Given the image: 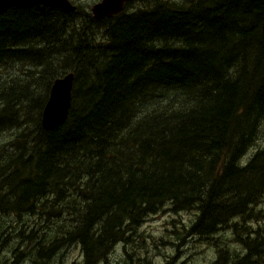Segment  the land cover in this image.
<instances>
[{"label": "trees", "instance_id": "obj_1", "mask_svg": "<svg viewBox=\"0 0 264 264\" xmlns=\"http://www.w3.org/2000/svg\"><path fill=\"white\" fill-rule=\"evenodd\" d=\"M68 71V116L46 129ZM263 118L264 0H130L103 18L0 5V264H63L75 246L72 264H109L118 244L117 264H151L137 229L167 205L191 212L179 241L214 238L210 264H232L222 231L252 251L243 227H262Z\"/></svg>", "mask_w": 264, "mask_h": 264}, {"label": "rangeland", "instance_id": "obj_2", "mask_svg": "<svg viewBox=\"0 0 264 264\" xmlns=\"http://www.w3.org/2000/svg\"><path fill=\"white\" fill-rule=\"evenodd\" d=\"M71 1L79 5L84 10L90 11L91 5L97 0ZM138 5H140V3L136 1L132 3L130 7L134 8ZM98 36H100V34H98L97 37ZM260 127L262 128V133L259 144L262 146L264 145V118L260 124ZM5 134L6 133H2V135H0V139L3 138ZM255 150L256 147H251L243 156L241 162L245 163ZM255 210L258 211L257 217L259 219H253L251 223L254 226H257L260 223L262 227L260 228L250 226L249 230H247L245 226L243 227L242 232H245L248 235L252 234V237L259 236V239L256 241V243H259L260 239L264 242V219H260L261 216H264V190ZM191 216L192 215L190 211L175 212L170 208L169 205L164 206L156 213L147 215L139 225L137 229L138 234L136 236V239L144 238V241H146V245L150 250L146 255H144V253L141 251V258L144 259L142 262L147 263L150 261L151 264H210L214 259H216L218 257V253L216 247L212 243L215 240L214 238H211L210 240H200L198 237L192 236L183 242L178 240L176 235L178 229L176 228L175 230V228L172 227V223H174L175 226L177 225L176 227H179L180 223H186L190 221ZM255 229H258V231L256 232ZM247 234L244 237H247ZM235 237L236 231L233 229H226L225 231H222L219 240L217 238V241L223 246L229 241V245L232 250L231 255L233 258L241 257L244 255V253H246L247 250V246L243 245L241 242H238ZM251 240H247L248 243L252 244ZM252 247L254 248L253 252H260L259 255L252 258V264H264L263 245L254 244ZM122 257V244H118L114 252H112L110 261H108V263L117 264L118 261L122 259ZM81 258L82 253L80 252L79 248L75 246L65 252L63 264H72L74 261H80ZM249 262L250 260H248V263ZM20 264H29V262L24 261Z\"/></svg>", "mask_w": 264, "mask_h": 264}, {"label": "water", "instance_id": "obj_3", "mask_svg": "<svg viewBox=\"0 0 264 264\" xmlns=\"http://www.w3.org/2000/svg\"><path fill=\"white\" fill-rule=\"evenodd\" d=\"M13 1H28L59 7L65 11H74L77 8V4L71 0H0V5ZM128 1L130 0H98L92 4L91 13L95 18L111 16L121 11ZM73 79V71H68L53 80L41 114V124L44 128L57 127L66 120L71 105Z\"/></svg>", "mask_w": 264, "mask_h": 264}, {"label": "flooded vegetation", "instance_id": "obj_4", "mask_svg": "<svg viewBox=\"0 0 264 264\" xmlns=\"http://www.w3.org/2000/svg\"><path fill=\"white\" fill-rule=\"evenodd\" d=\"M98 1V0H97ZM72 2V1H71ZM96 2V1H95ZM72 3H74V2H72ZM75 4V3H74ZM92 6V5H91ZM90 11H91V7H90ZM257 206H254L253 208H256ZM259 238H257L254 242H252V244H251V249H252V251H250V247H246L247 248V250H246V253H244V255H242L241 257H239V259L240 260H236L235 261V259L236 258H233V263L232 264H252L253 263V261H252V258L254 257V256H257V255H259L260 254V252H253V250H254V248L252 247V245H254V244H257V245H263V241L260 239V242L259 243H256V241L258 240ZM243 259H246V261H244V262H241V260H243ZM248 260H250V262L248 263Z\"/></svg>", "mask_w": 264, "mask_h": 264}]
</instances>
